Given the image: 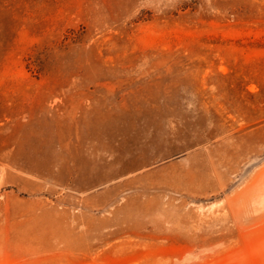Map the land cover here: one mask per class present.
Masks as SVG:
<instances>
[{
	"label": "rangeland",
	"instance_id": "obj_1",
	"mask_svg": "<svg viewBox=\"0 0 264 264\" xmlns=\"http://www.w3.org/2000/svg\"><path fill=\"white\" fill-rule=\"evenodd\" d=\"M8 165L0 264H264V0H0Z\"/></svg>",
	"mask_w": 264,
	"mask_h": 264
},
{
	"label": "crops",
	"instance_id": "obj_2",
	"mask_svg": "<svg viewBox=\"0 0 264 264\" xmlns=\"http://www.w3.org/2000/svg\"><path fill=\"white\" fill-rule=\"evenodd\" d=\"M39 171L29 174L13 165L0 167V247L30 228L34 231L40 217L39 196L47 189ZM76 192V191H73ZM5 231V235H4ZM3 232V233H1ZM9 235V236H8Z\"/></svg>",
	"mask_w": 264,
	"mask_h": 264
}]
</instances>
